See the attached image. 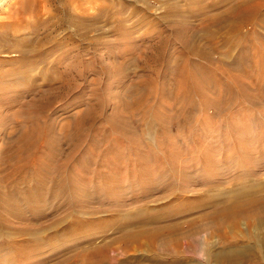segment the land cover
Masks as SVG:
<instances>
[{"label":"rangeland","instance_id":"374dc122","mask_svg":"<svg viewBox=\"0 0 264 264\" xmlns=\"http://www.w3.org/2000/svg\"><path fill=\"white\" fill-rule=\"evenodd\" d=\"M240 5L258 13L234 32ZM43 45L54 53L33 56ZM189 61L209 82L181 102ZM4 75L14 82L0 80V192L2 169L24 165L9 182L31 191L11 192L21 218L0 210V264H89L79 256L103 246L101 264H221L228 251L264 264V228L215 214L264 178V0H0ZM42 101L52 104L36 112ZM29 112L48 136L33 148L19 124ZM127 218L146 225L125 228ZM54 222L38 251L7 238Z\"/></svg>","mask_w":264,"mask_h":264},{"label":"bare ground","instance_id":"6f19581e","mask_svg":"<svg viewBox=\"0 0 264 264\" xmlns=\"http://www.w3.org/2000/svg\"><path fill=\"white\" fill-rule=\"evenodd\" d=\"M35 10H37V9H35ZM247 13H250V14L254 15V14H257L258 13V10L254 7V11H252V8H250V9L246 8L245 9L244 7H241V5H240V8L238 9L236 15L234 16L236 18V23H237V25H235L233 27L234 32H236V27L238 26V23H241V22H243L245 20H248L250 18L249 16L246 15ZM37 16H39V15H37ZM250 21H252V20H250ZM38 23L40 24V19L37 17V26L36 25L30 26V28H32V30L34 31V29H35L34 27L36 26V30H37ZM34 24H36V23H34ZM43 25H41L40 28H42ZM26 30H28V29H26ZM39 31H41V30H39ZM50 43H52L50 45L52 47L56 44L55 41H51V40H50ZM46 46H48V45H46ZM49 48H51V47H49V46L48 47H44V45H43V46L39 47L38 49H35V52H34L33 56H41V55H46V54H48V55L49 54H53L54 53V50L50 52V51H48ZM188 50H190V48H188ZM205 57H207V56H205ZM23 60H25L23 62H26V63H29V64H31V63L33 64L35 62V61H31V62L28 61L29 60V57H27L26 59L23 58ZM186 63L187 62H185V66L182 67L180 69V71L177 70L178 71V74L181 75V78H182V80L180 82L181 88L184 90V96L181 97V99H180L181 102L182 101H186V102L187 101H191V95L193 93H195V92H197V93L200 92V94L202 95L203 93H201V92L204 91L205 86H207V84L209 82V81H207L208 79L205 76V74L207 72L204 71L205 69L202 68L203 66L201 67V66H197V65H191V62L190 61L187 63V65H186ZM188 66L190 68H188ZM3 77H0V80L5 79L3 81L4 84H5L4 87H6V88L11 87L10 84H12L14 82V81H12L13 78L10 75H4ZM41 77H43V75H41ZM233 82L235 84L237 83L236 81H233ZM15 83L16 84H20L21 82H20V80L18 78H16L15 79ZM139 87H142V86H139ZM35 92H34V94H35ZM31 95H32V93H31ZM148 98H150V96H148ZM233 99L234 98H232L231 100L233 101ZM204 102H206V101H204ZM41 103L42 104H40L39 106L37 105L38 106L37 107L38 108V111L36 109V112H39L40 111L42 113L47 107L51 106V104H52L51 103L50 105H43L44 104L43 101ZM208 104L209 103H207V106H208ZM16 107H23V104L22 103L18 104L17 102H15L13 104H10V105L8 104V110H10L12 108H16ZM46 111H47V109H46ZM34 112L35 111H33V113ZM33 113L32 112L31 113L29 112V115L27 116V119L26 120L19 121L20 126L21 125L23 126V124H30V127H28L29 129L25 130L24 133H23V139L26 141V146L28 145V147H30V148L35 147V145L36 146L39 145L42 142V139H43V136L42 135L45 134V132L47 131L46 128H45V125L42 126L41 124L33 123L35 121H32V122L30 121V119L32 120V118H34V117L31 118V116H30L31 114L33 115ZM41 113H39V115ZM34 116H35V118H34L35 120L40 119L39 116H38V113H36ZM112 129H114V128H112ZM45 141H47V140L44 138V142H42V143H45ZM240 150H241L240 152H241L242 156L245 158V160L247 162H249L250 164H253L254 165L255 161H254V159H252L253 158L252 154L249 153L247 150H244V149H240ZM26 168H27V166L24 165V166H21V167H18L16 169H14L13 172H7V170H4V169H2V171H1L4 174L3 177H2V179L5 182V187H4L5 188V191H4L5 192V195H3V192H0V210L2 209V211L4 213H6L7 215H9L10 217L12 215V216H17V217H20L21 218V214H20V216L18 214L20 212L18 205L16 203H13V202L10 201V200H12V201L13 200H16V199H14L12 197L11 192L16 191L17 193H19V194L22 195L23 193H26V192L29 193L31 191V187L26 185L23 188L22 187L18 188V186H19L18 183H14L13 185H15V186H13L12 183L9 182V180H11V178L14 177L15 175L22 174L23 171ZM142 170H143V172H142L143 177H145V178L146 177H150V175H149L150 173L149 172H147L145 169H142ZM46 171L47 170H45V172ZM263 179L264 178L262 176L252 177V179H250V180L252 181L251 183H253L254 185H252V187H250L251 188L250 190H246L244 192L241 191L240 193L234 194V196L231 199L230 198L226 199V200H229V201H225L226 202V205L224 204L225 206L222 207V208H220L215 213L217 215V220L218 221L221 220V222H224V220L225 219H228V217H234L235 220H237V222H238L239 219L245 218V219H248L250 221V225L251 226L258 227V228H261V229L264 228V180ZM37 180H39V178ZM248 184H250V183L248 182ZM246 188H247V186H246ZM19 197H21V196H19ZM21 200H39V199H35L33 196H31V197H27V199L22 198ZM27 205H29V210H30L32 216H34L33 214L36 215L37 214V211H36V209L34 207L35 206L34 203H33V205H34L33 207H32V204L30 205L28 202H27ZM151 219H156V218H151ZM141 222L138 223V224H133L127 218V221L124 223V226H125V224H127V227L128 228H133V227L140 228V227H143V226L146 225L145 222H143V221H141ZM143 224H145V225H143ZM60 227H61V224L60 223H56V222H54L50 226H46L45 224L44 225H40V223L39 224L34 223V224H28L26 227L21 228V230H17V232H16V229H15V232L14 231H8L7 230L8 232L6 234H8L7 235V238L10 239V243H12L11 241H15V242H17V244H18V241H17V239L15 237V234L16 233L17 234H20L22 236H25L27 238L29 237V240L30 241H33L34 244L31 247H29L28 249H31V250L34 249V250L38 251V248L40 246L39 243H40V236H41V234L53 233L55 230L59 229ZM7 228L8 227H7L6 224L0 225V238H1L2 231H6L5 229H7ZM121 228H123V227H121ZM125 228H126V226H125ZM11 229H13V228H11ZM75 231H78V230L76 229ZM145 233L146 232H144V231H139V232L138 231H134V232H130V233H128L127 238L129 237V238H132L133 240L134 239L138 240ZM159 233H160V231H159ZM256 242H259V241H256ZM248 247L249 246H245V245L242 246V250L241 251L247 253L248 250H249ZM88 248H90V245L88 246ZM84 249H85V247H84ZM31 250H29V251L31 252ZM107 252H108V247L103 246V247L97 248L93 252L92 251H89V250L88 251H84L83 256H79V257H81V258L84 257L85 258V261L87 260L86 262H89V264H101L103 262V259L107 256ZM228 252L229 253L223 252L222 254H219V255L214 256V258L219 257V259L221 261V264H237V263L241 262V261H239V258H238V255L239 254L238 253H231V251H228ZM25 254L27 255V253H25ZM28 256H30V254H28L27 257L26 256L25 257L28 258ZM243 256H247V255H243ZM246 258H247L246 260L250 261V258H248V257H246ZM243 259H244V257H243Z\"/></svg>","mask_w":264,"mask_h":264}]
</instances>
